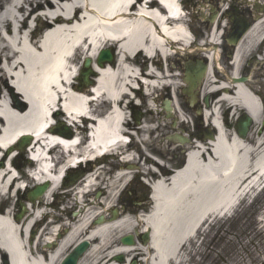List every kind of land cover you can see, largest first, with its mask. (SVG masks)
Wrapping results in <instances>:
<instances>
[{
  "label": "bare ground",
  "instance_id": "1",
  "mask_svg": "<svg viewBox=\"0 0 264 264\" xmlns=\"http://www.w3.org/2000/svg\"><path fill=\"white\" fill-rule=\"evenodd\" d=\"M160 1L165 10L159 2L153 1L150 9L141 8L140 15L131 16L120 14L133 0H0V146L10 147L23 134L40 136L48 127L58 91H65L64 86L68 87L72 80L69 66L75 68L83 59L93 62L104 42L112 40H118L116 61L113 64L107 62L104 66L95 64L93 70L88 71L96 74L95 78L91 77V81H95L91 87L96 88L97 93V99L89 105L91 110L84 97L90 94L91 87L84 83L80 85L77 79L65 92L64 106L74 119L80 115L100 116L95 141L93 136L90 144L96 151L88 150L87 154L95 157L104 150L124 145L127 138L121 132L127 119L123 103L137 93L133 87H137L141 77L136 67L137 59H132L134 54L140 51L139 55L151 59H169L175 53L169 42L178 46L176 50H184L193 43L178 0ZM256 5L261 7L259 3ZM74 10L84 15L82 21L77 23L69 19ZM165 14H171L177 20L167 21ZM32 20L39 22L41 28H48L42 35L44 41L41 45L35 42L37 31H30ZM50 22L60 26H52ZM218 33L214 32L213 43H218ZM263 37L264 17L238 47L233 73L228 80L239 77L245 70V56L256 48ZM70 55L72 58H69ZM210 57L218 58L219 53L215 52ZM9 75L14 89L9 83ZM143 76L147 77L145 81L149 87L166 85L168 90L173 91L175 115L179 114V119L186 122L178 100L177 83L172 81L177 74L168 71L165 75L153 66L148 67ZM202 92L205 95L221 93L219 100L205 115L206 120L214 117L213 126L219 131L217 138L206 144L198 143L188 154L185 169L154 181V209L148 216L134 219L118 215L114 219L105 215L114 208L115 192L129 181L131 167L112 177L101 202L94 201L84 206L75 200L79 210L75 218L62 226L50 224L42 233L31 238L33 223L41 214L38 202L30 203L32 207L29 210L33 214L23 224L16 217L13 219V211L4 213V217H0V264H61L63 257L83 241H89L91 248L80 264H117L115 260L119 255L128 260L142 258L146 264H183L186 246L198 238L210 220L235 211L246 193L254 195L264 187V134L255 144H250L239 139L235 133L230 134L221 121L223 112L233 110V115H236L244 110L260 124L264 114L263 103L246 86L213 79V71L209 73ZM148 103L152 112L157 102L151 99ZM53 132L60 134L56 130L48 133ZM61 134L67 138L71 136V132ZM56 141L57 138L51 136L50 143L45 142L46 147ZM63 144L67 145L66 142ZM24 147V143L19 146L23 152ZM59 155L56 151L57 161L60 160ZM127 159L135 162L132 155ZM45 166L49 167L48 164ZM9 168L8 161L6 167L0 162V201L12 192H7L13 179ZM58 168L59 165L55 170ZM51 177L54 178L52 174ZM88 184L97 186L92 178ZM74 188L68 191L73 192ZM52 191L53 186L40 204L51 197ZM98 206L101 208H96ZM100 217H103L102 223L96 224L95 220ZM58 232L63 235L57 239ZM139 232L149 235L150 242L138 247L121 243L123 236ZM35 245L43 248L37 253L40 255L33 252Z\"/></svg>",
  "mask_w": 264,
  "mask_h": 264
},
{
  "label": "rangeland",
  "instance_id": "2",
  "mask_svg": "<svg viewBox=\"0 0 264 264\" xmlns=\"http://www.w3.org/2000/svg\"><path fill=\"white\" fill-rule=\"evenodd\" d=\"M199 1L201 2L202 0H191L190 2H193V5L196 6V9H198L200 8ZM186 6L189 8L192 7L189 2ZM196 9L194 10V13H197ZM192 24L196 26V23H193V19ZM41 34L42 32L39 31L38 35ZM142 60L143 58H140L139 55L137 64H141ZM259 66L262 67L263 65ZM259 66H255L252 71L259 70ZM224 71H227L228 75H231L230 73L232 72V70L228 71V69H226ZM176 81H178V83L180 82L178 84L179 88L177 89V92L179 94V101L181 105L184 104L187 106V100L185 97H182L183 93H181L182 80L181 78H178ZM162 94V98L164 99L165 92H163ZM146 107L147 106L145 104L143 105V108H137V111L141 113V117L144 118L145 124H150V122H153L155 123V125H157V122L159 123L160 120L164 126L161 125L160 130L156 133H153L151 135L149 134L150 140L146 141V144L149 147L147 148L148 150L145 151L150 152L151 154L159 153L160 157L158 156V158L166 162L171 170L181 168L184 163L185 155L180 153L178 158H176L173 151L170 150L171 143H167V141L164 142V136L172 132L168 131L166 127L168 124L165 125L164 117L156 114L149 115L147 111L148 108L146 109ZM189 114V112L186 113L187 117H189ZM235 120L236 115L231 116L228 122L233 123ZM169 127L170 123L168 125V128ZM261 131H263L261 130V125L256 124L254 127V131L251 133V136L247 141L250 144H255L258 138L262 137V134L258 133ZM229 133L232 134L233 129H230ZM140 160L141 163L144 164H147L148 162L143 161L142 158ZM138 163L140 164V162ZM25 164L26 162L24 161L23 157H20L15 162V165L20 168H22ZM114 166L115 165H113L112 168L106 166V169L104 170L105 176L103 175L102 178H105L104 180H106L104 184L105 187L107 186L106 183L108 181L111 183L112 177L114 175L113 173L116 172L114 171L116 170ZM151 166L155 167L156 165L152 164ZM109 168L110 170L114 168V170L110 171ZM121 188L122 186L115 192V198L113 202L114 208L110 209V211L107 212V215L111 218L113 216V210L116 209L119 210L118 213L120 217H123V214L127 216L128 214H134L137 211L136 207L138 206L136 202L135 204L133 203L134 200L131 201V198L133 199V195H129V193L134 190H136L137 192L142 191L140 193H143V191H145L142 186L139 187V185L134 182L132 188L131 186L128 187L125 192L122 193V195L120 194L121 196H119ZM105 189H99L97 192H95L93 196H91L92 202L90 203H93L94 201L101 202L105 197L103 193ZM140 193H138V197ZM17 199L18 200H16V198H13L11 201H9V203H6L5 205V207H7L6 209L13 210L14 214L17 212L18 208L21 207L22 203L26 202V200L28 199V195H18ZM74 199V195H67L59 198V206L63 208L60 211V213L63 215L61 216V223H64L68 219L72 218L73 213L76 212ZM150 206H152V204L143 202V205L140 208H147L148 210L150 209ZM96 208L101 207L98 206ZM2 209V211H4V207H2ZM229 214L230 215L219 216L217 219H212L204 226L198 238L194 242L186 246V260L183 264H264V193L258 195L254 204L252 203L251 205H249L248 203H246V201H242L238 208ZM40 230L42 229L40 228L39 232ZM134 235L137 236V233H134Z\"/></svg>",
  "mask_w": 264,
  "mask_h": 264
},
{
  "label": "flooded vegetation",
  "instance_id": "3",
  "mask_svg": "<svg viewBox=\"0 0 264 264\" xmlns=\"http://www.w3.org/2000/svg\"><path fill=\"white\" fill-rule=\"evenodd\" d=\"M208 4L211 5V7L207 9V14L208 15L206 17V19H202L200 17H198L197 21L194 20L193 22L196 23L195 26V37L196 40L199 42L201 41L203 38L208 39L211 30L213 28V24H212V20L214 18H217L215 27L217 29V31H219V33H222V38H221V43L217 44V47H215V49L217 51H221L222 52V57H221V63H223L226 66L231 67L232 66V59L231 56L233 55L234 51H235V47L232 46L229 43V36L231 34L232 31L238 29L241 30L242 32H245L247 29H251L255 23L258 21L259 18H262L264 16V2L262 0H258V2L261 4V7H258L256 4L254 3H248V0H243V2H241L240 0L238 1H233L230 6H229V10H227L226 13H221L219 10V6L220 4H222L223 1H227V0H205ZM219 11L218 13H215V11ZM233 12L235 14H237L235 20L233 21L231 19V15L229 16L227 13L228 12ZM204 14L201 15V17H203ZM193 27V26H191ZM234 39V38H233ZM202 50V49H201ZM203 50H207V47L205 46L203 48ZM202 50V51H203ZM197 48L195 47V49L191 52L188 53V58L192 59L194 61H198V59H204L205 61L207 60V57L205 55H199V53L201 51H198ZM196 53L195 55H193V53ZM202 54V53H201ZM199 55V56H198ZM188 58H184V60L181 61V59H178L177 61L175 59L170 60L169 61V66L171 67L172 72H174L175 70V63L177 62L178 67L180 69H182V66H184V62L188 60ZM160 71L165 72V67L163 62H159L158 63V67H157ZM184 68V67H183ZM250 74V72H247L244 74V76H248ZM258 80L257 82H251V87L252 89L258 93L259 95H261L264 98V73L260 74L257 76ZM215 99H211V102L214 101ZM159 105H161V101H158ZM206 104H205V98H202L199 96V100L198 103L196 105V107L194 109H192L189 105L188 107L186 105L183 104V108L187 111L190 112L192 114V116H194V120L196 123L195 126V132L192 133L191 132V128L188 129V131H190V137L191 138H197L200 136V134L203 135L204 138V126L202 123V118L199 117L198 114L202 113L203 110L205 109ZM169 125V124H168ZM168 125L166 126L168 131L170 132L171 130H173L174 128V123H170V127L168 128ZM235 125V124H234ZM262 129H264V125L262 124L261 126ZM158 155H160L158 153Z\"/></svg>",
  "mask_w": 264,
  "mask_h": 264
},
{
  "label": "water",
  "instance_id": "4",
  "mask_svg": "<svg viewBox=\"0 0 264 264\" xmlns=\"http://www.w3.org/2000/svg\"><path fill=\"white\" fill-rule=\"evenodd\" d=\"M104 61H109L111 63L113 62V56L109 51L102 53L100 57V64H102ZM90 64H91L90 61L86 63V68L88 70H89ZM206 70H207V66H205L204 64L191 65L187 67V72H186L187 80L186 81L189 83V88L185 90V93H187L188 95L192 97L195 96L194 93L198 87L197 81L199 80L201 81L202 77L205 75ZM244 81L245 80L237 81V82H244ZM252 124H253V119L249 117L248 115H245V117L240 121L239 128H238V134L241 138L243 139L247 138L249 129ZM180 142L184 144L187 142V140H181ZM46 189L47 187H44V188H39L37 191H35L32 194V200L35 201L37 198L43 195ZM147 239H148V236H145V240ZM123 243L125 245L135 244L131 236L123 239ZM89 246H90L89 242H83L82 244L77 246L74 252L65 259L63 264H78L80 258L84 255V253L89 248Z\"/></svg>",
  "mask_w": 264,
  "mask_h": 264
}]
</instances>
